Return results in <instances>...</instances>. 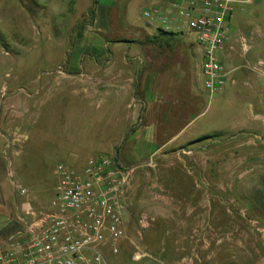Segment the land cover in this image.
<instances>
[{"label": "rangeland", "instance_id": "rangeland-1", "mask_svg": "<svg viewBox=\"0 0 264 264\" xmlns=\"http://www.w3.org/2000/svg\"><path fill=\"white\" fill-rule=\"evenodd\" d=\"M168 3L0 0V236L23 226L19 216L26 209L49 206L57 163L79 166L90 156L114 155L144 119L166 140L176 133V155L170 139L161 152L139 155L138 165H131L138 176L127 237L117 253L103 249L106 262L264 264V106L238 100L236 88H245L241 79L211 93L205 89L195 35L180 21L165 29L153 12L170 13ZM145 9L150 16H144ZM230 22L232 75L247 71L264 77V0L234 1ZM159 28L184 37L168 40ZM150 38L171 48L156 64L158 99L137 107L124 90H95L88 83L94 65H109L97 59L104 53L115 58L116 67L126 59L139 70L148 45L156 43ZM72 57L88 72L83 83L61 80ZM189 99L195 103L186 105ZM240 115L252 129L234 139L232 127ZM131 116L138 121L129 124ZM205 134L213 136L195 141ZM73 151L80 152L76 159ZM136 250L150 256L134 260Z\"/></svg>", "mask_w": 264, "mask_h": 264}, {"label": "built area", "instance_id": "built-area-1", "mask_svg": "<svg viewBox=\"0 0 264 264\" xmlns=\"http://www.w3.org/2000/svg\"><path fill=\"white\" fill-rule=\"evenodd\" d=\"M234 1L251 0H169L171 12H153L166 26L185 24L195 35L202 51L201 72L205 89L221 90L228 71L217 54L231 46V15ZM150 16V10L143 11ZM246 51L247 39L241 36ZM55 193L48 207L26 209L19 218L23 226L0 236V264H108L103 249L119 251L127 237L131 217L133 168L116 154L90 156L83 164L56 165ZM25 193V188H20ZM146 217L140 222L146 225ZM150 256L136 250L134 260Z\"/></svg>", "mask_w": 264, "mask_h": 264}, {"label": "crops", "instance_id": "crops-1", "mask_svg": "<svg viewBox=\"0 0 264 264\" xmlns=\"http://www.w3.org/2000/svg\"><path fill=\"white\" fill-rule=\"evenodd\" d=\"M243 27L246 28L248 27V25H244ZM164 28L168 29V25ZM249 32L252 33V30L250 29ZM165 37L167 39L169 38L168 40L176 37V42H180V39H182V37L184 36L179 33L171 36L165 35ZM252 38L253 36H251V40ZM158 40L159 38L149 39L150 42L156 41V43L148 45V49L145 50V59L147 60L145 61L146 64L140 67L139 70L138 68H130V61L126 59L123 60L121 66L116 67L114 66L116 62L114 60L115 58H111L106 53H104L103 55H97V59L102 58L101 62L105 61L106 63H109V65L102 66L101 64L96 62L97 64L92 67V77L91 80L88 81V83H91L93 89L95 90H114L116 92L124 90V94L129 97V99H131L132 97V99L136 102L135 105L137 107L148 103V101L153 102L152 100L158 99L160 90L159 86L157 87L156 85H160L157 82L161 80H159L158 78L160 67H158L156 64L160 63L162 61L161 59H163V55L167 53V50L171 49L169 48V45L159 44V42L157 43ZM232 49L233 44L231 43V46H226L223 50L219 52L220 54L222 53L221 55H223V57L225 58L222 63L225 69L228 71L225 86L229 82L235 85L237 82L240 81V79L243 80L245 88L243 89L241 86L236 88L238 100L248 99V103L250 105L258 107L264 106V77L261 78L259 77V75H252L251 72L248 73L247 71L241 74H237L236 76L232 75V72L236 68V66L232 64V61L235 59V54L231 51ZM182 55L183 50L177 43L176 60L180 61ZM117 57L122 58L121 55H118ZM76 58L74 59V57H72V60L70 59L68 61V67L62 72L61 80L71 77L76 78L75 81L77 83H83L85 81V79L81 78V76L85 75L88 72H86L84 67L75 65L78 63ZM165 62L166 61H164V63ZM263 72L264 71H262V73ZM246 89L250 90V93L248 95L245 92ZM194 103L195 101L193 99H189L186 105L190 106ZM148 118L150 119L151 117L149 116ZM118 119L120 120V118H116V120ZM235 120L236 121L234 122V125L232 127V131H234L232 136L234 137V139L238 138L239 132L252 129L251 121H249L242 115L237 116ZM136 121L138 120L135 119L134 116H131L129 124ZM261 122H264V117L262 118ZM170 139H173V141L171 142L174 143L170 151L176 155V133L173 134L168 140H166L165 137L161 136V132L154 131V128H152L149 124V120L145 122L144 119H142L139 121V124L134 127V131L131 132L130 135L126 137L125 141L120 145V149H118L120 150V152L115 149L114 154H116L124 163V159L127 160L128 162H130L128 166L133 165L135 168L136 165H138L136 163L140 161L139 155L150 157L156 152H161V149L165 145L169 144ZM180 143L181 141L179 142V144ZM178 149H182V147ZM70 153H73L72 155L74 156V159H76L77 156L80 155V152L73 151ZM137 176L138 175H136V172L133 173L130 191V194L132 196L134 181H137ZM158 195L159 194L153 195V197L156 198L157 202H159V200H157V198L159 197ZM153 207L158 208L159 205H154Z\"/></svg>", "mask_w": 264, "mask_h": 264}, {"label": "trees", "instance_id": "trees-1", "mask_svg": "<svg viewBox=\"0 0 264 264\" xmlns=\"http://www.w3.org/2000/svg\"><path fill=\"white\" fill-rule=\"evenodd\" d=\"M180 32H174V31H172V30H165V29H161V28H159V34H163V35H168V36H171V35H174V34H179ZM213 135H211V134H205V135H202V136H200V137H197L196 139H195V141H199V140H201V139H203V138H209V137H212Z\"/></svg>", "mask_w": 264, "mask_h": 264}]
</instances>
